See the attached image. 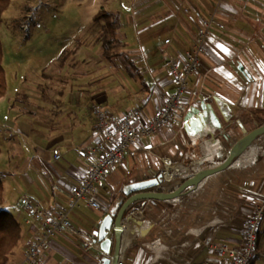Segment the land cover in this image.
<instances>
[{
    "label": "crops",
    "instance_id": "crops-1",
    "mask_svg": "<svg viewBox=\"0 0 264 264\" xmlns=\"http://www.w3.org/2000/svg\"><path fill=\"white\" fill-rule=\"evenodd\" d=\"M153 5L156 7L154 11H157L155 14L148 13L145 19L140 17L143 9ZM206 17H213L220 27L213 26L209 34L198 65L199 71L189 79L186 94L176 112L177 122L141 140L148 151H127L124 159L105 174L93 195L99 210L80 207L69 214L73 228L89 235L90 240L97 238L98 226L103 218L111 210L116 211L123 186L150 179V172H163L165 161L184 167L186 173L178 176L187 177L202 162L210 165L205 169H212L225 159L212 157L203 140L187 139L182 132V118L190 107H197L200 101H210L212 97L229 105L233 120L222 124L223 127L229 126L226 131L232 145L244 136L236 120L246 133L264 125V0L138 2L131 18L145 23L144 28L138 31L141 47L129 50V56L124 55L132 62L127 73L129 87L125 89V85H114L112 91L99 87L96 101L118 114L140 106L143 119H148L153 110L163 105L164 98L173 92L174 85L165 68L166 56L183 59L184 53L193 47L192 40L201 29V19ZM165 39L169 40L168 45L163 42ZM238 65L248 73V79L237 71ZM73 117L68 127V140L60 137L62 140L52 139L45 145L40 141L35 146L41 150L38 168L43 172V166L48 165L50 170L42 177L38 176L39 183L27 191L33 204H40L52 214L68 205L69 188L77 186L88 169L83 155L94 145L97 137L93 131V117L89 124ZM4 139L15 156H23L22 169H29L33 161L19 152V139L8 133L4 134ZM53 145L59 148L56 151L60 152L61 159L55 161L52 155V162L56 164L63 160L62 166L49 164L52 150L49 147ZM52 151L54 153L55 150ZM165 179L164 187L175 180L166 175ZM257 204L264 205V134L256 137L224 171L205 178L177 198L169 201L146 200L133 206L142 209L147 231L145 235L135 232L131 246L121 251L119 258L123 264H218V259L208 247L227 244L239 248L243 220ZM24 216L22 210V222H19L21 242L7 264H18L25 247L36 238L35 225H26ZM262 220L261 227L264 217ZM111 236L110 252L105 255L99 243H93V247L84 250L81 240L58 235L50 241V249L42 254L43 264H102L104 258L114 253L115 244Z\"/></svg>",
    "mask_w": 264,
    "mask_h": 264
},
{
    "label": "rangeland",
    "instance_id": "rangeland-1",
    "mask_svg": "<svg viewBox=\"0 0 264 264\" xmlns=\"http://www.w3.org/2000/svg\"><path fill=\"white\" fill-rule=\"evenodd\" d=\"M140 1L143 4L152 0H11L3 13L0 39L7 92L0 99V172H5L0 173V182L5 208L19 222L23 210L19 201L30 200L27 190L39 183L38 176L50 170L45 165L41 172L37 166L41 152L35 147L37 143L42 141L45 145L60 137L66 140L73 116L89 124V109L99 102L95 101L99 87L111 91L114 85L129 87L130 77L120 59L108 62L102 58L100 25L91 17L104 9L119 19L121 27L117 33L121 43L126 44L124 54L129 56V50L142 44L138 31L144 28L145 21L141 24L131 18ZM154 6L143 9L140 17L155 14ZM62 53L67 54L68 61L61 68L58 58ZM6 133L19 139V152L33 161L29 169H22L23 156H15L7 140H3ZM57 148L53 145L49 150ZM52 150L49 164L62 166L63 160L53 164ZM60 150L64 152L63 148ZM181 178L184 177L177 176L165 187L159 186L166 190L176 186ZM260 230L262 245L264 225ZM259 254L256 264H264V247Z\"/></svg>",
    "mask_w": 264,
    "mask_h": 264
},
{
    "label": "built area",
    "instance_id": "built-area-1",
    "mask_svg": "<svg viewBox=\"0 0 264 264\" xmlns=\"http://www.w3.org/2000/svg\"><path fill=\"white\" fill-rule=\"evenodd\" d=\"M213 26L220 27L213 17L201 19V29L192 40V49L184 53V58L166 56L165 68L174 85L173 92L164 98L163 105L153 110L148 119H143V109L140 106L129 108L123 114L111 113L97 103L90 107L89 110L94 120L93 131L97 137L94 145L88 148L83 155V159L88 163V169L80 183L69 188L68 205L56 214H52L44 210L40 204H33L29 199L23 198L19 201L25 212V224L35 225L36 238L25 247L18 264H43L42 254L50 249V241L61 234L81 240L84 250L93 247V241L90 240L89 235L73 228L69 214L80 207L99 210L98 204L93 201V195L96 192L95 187L105 177V174L124 159L127 151L133 149L148 151L141 144V140L148 139L177 122L176 112L186 94L189 79L199 71L198 65L205 52L206 42ZM164 43L168 45L170 42L167 39ZM53 158L55 161L60 160V152L55 150ZM175 176L177 175H173L172 178ZM125 213L123 218L125 226L131 222H138L141 230L146 228L142 209L130 206ZM263 217L264 205H255L251 214L243 220L242 244L239 248L227 244H215L208 247L218 259V264H250L258 258L257 233L260 231ZM117 264H123L122 260L119 259Z\"/></svg>",
    "mask_w": 264,
    "mask_h": 264
},
{
    "label": "water",
    "instance_id": "water-1",
    "mask_svg": "<svg viewBox=\"0 0 264 264\" xmlns=\"http://www.w3.org/2000/svg\"><path fill=\"white\" fill-rule=\"evenodd\" d=\"M237 71L242 74L243 78L248 79L249 75L241 65L237 66ZM232 116L234 115L229 105H226L225 102L217 97H212L210 101L202 100L197 107H190L188 109L182 118V132L185 133L187 139L203 140V145H206L212 157L216 159L225 158V161L215 167V169H205L196 173L180 183L173 192L169 193L163 194L160 192L147 191L163 184L165 181V174L163 172L159 174L150 172V179L123 186L122 194L124 198H127L120 205L118 210H111L108 215L103 218L100 226H98L97 238L93 240V243H99L102 253L109 255L111 244L110 235H112L111 237L114 239V253L111 257L104 258L102 264H117L119 260L122 232L125 227L123 218L130 206L139 201H169L177 198L183 194L185 190L196 187L198 183L205 178L224 171L237 155H240L251 145V142H253L256 137L264 134V125L246 133L241 123L236 120L235 123L244 132V136L240 141L238 140L232 145V143H230V135L226 131L229 126L226 125L223 127V124L232 122ZM227 147H229V150H227ZM139 224L138 222H131L129 225L135 232H141V235H145L147 226L143 232V230L139 228Z\"/></svg>",
    "mask_w": 264,
    "mask_h": 264
},
{
    "label": "trees",
    "instance_id": "trees-1",
    "mask_svg": "<svg viewBox=\"0 0 264 264\" xmlns=\"http://www.w3.org/2000/svg\"><path fill=\"white\" fill-rule=\"evenodd\" d=\"M11 0H0V28H1V21H2V15L3 13L7 10L6 8L9 7ZM92 21L96 24L100 25V36H99V41H100V46L102 50V58L107 60L108 62H113L114 60L120 59V61L123 64V69L129 73L130 69L129 66H132V62H130L126 57H124V47L126 44L121 43L119 36L117 34L118 29H120V23L119 19L117 17L113 18V15L104 10L100 9L93 17H91ZM2 45H1V39H0V99L4 98L6 94V76L4 75L5 71L2 66V60H3V51H2ZM63 54V53H62ZM70 54V53H68ZM59 59V66L62 68L65 66V64L68 61V56L67 54L61 55ZM96 101V100H95ZM99 103V102H98ZM97 103V104H98ZM112 113H116L113 110H110ZM91 113V112H90ZM1 152V150H0ZM225 161L223 159L220 164H222ZM220 164L216 165L215 167L219 166ZM210 165L206 164L205 162H202L201 165L195 170H192V173L184 177L180 180L179 183L176 184V186H173L169 188L168 190L161 189V186L154 187L150 190H147L148 192H160V193H169L173 192L180 183L184 182L186 179L189 177L195 175L196 173L204 170L205 168H208ZM215 167H211L214 168ZM190 189L185 190L183 193L187 192ZM3 185L0 182V264H7L11 258L12 255L16 252L19 242H21V235H22V230L19 224V221L13 217L11 213H9L5 207H4V192H3ZM127 197L124 198L123 194H120V201L118 204V207L116 210L119 209L120 205L125 201ZM144 201L138 202V203H143ZM138 203H135L132 205L135 206ZM260 232V231H259ZM258 234V250H260V242L262 235L261 233ZM259 258V254H258ZM256 258V259H258ZM254 259L250 264H255L257 261Z\"/></svg>",
    "mask_w": 264,
    "mask_h": 264
},
{
    "label": "bare ground",
    "instance_id": "bare-ground-1",
    "mask_svg": "<svg viewBox=\"0 0 264 264\" xmlns=\"http://www.w3.org/2000/svg\"><path fill=\"white\" fill-rule=\"evenodd\" d=\"M165 166H166V176L168 178H172L173 175H183L186 173V169L184 167H181L179 165H172L169 161H165ZM125 226V225H124ZM136 234L135 231L133 230V228L126 224V226L123 229L122 232V242H121V251H123L125 248H127L128 246H131L132 242H133V238H135ZM120 251V256H121V252ZM120 259V258H119Z\"/></svg>",
    "mask_w": 264,
    "mask_h": 264
}]
</instances>
